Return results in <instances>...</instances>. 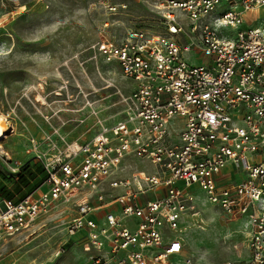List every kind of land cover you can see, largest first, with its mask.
<instances>
[{"label": "built area", "instance_id": "built-area-1", "mask_svg": "<svg viewBox=\"0 0 264 264\" xmlns=\"http://www.w3.org/2000/svg\"><path fill=\"white\" fill-rule=\"evenodd\" d=\"M137 1L160 30L129 26L91 45L132 81L122 116L96 115L85 140L28 143L21 154L40 160L45 178L20 198L0 196V242L63 205L82 264H166L182 252V219L204 205L223 236L226 221L247 228L248 257L222 264H264V17L244 23L264 0ZM129 155L152 168L131 167Z\"/></svg>", "mask_w": 264, "mask_h": 264}, {"label": "rangeland", "instance_id": "rangeland-1", "mask_svg": "<svg viewBox=\"0 0 264 264\" xmlns=\"http://www.w3.org/2000/svg\"><path fill=\"white\" fill-rule=\"evenodd\" d=\"M103 1L125 7L109 13ZM256 13L264 17V9ZM159 24L157 14L137 0H0V117L5 128L0 137L1 196L15 200L40 185L41 161L21 154L30 141L85 140L96 129V115L108 122L122 116V99L132 81L117 65L93 55L91 45L100 34L119 40L129 26L160 30ZM189 62L200 64L202 59L194 56ZM127 158L131 167L152 168L146 160ZM190 191L203 196L197 186ZM209 211L200 205L197 214L184 216L178 232L182 252L166 264H222L248 257L246 226L226 221L223 236V226L207 217ZM67 214L59 205L33 226L5 238L0 264H82L79 239L65 234ZM219 217L224 218L222 213Z\"/></svg>", "mask_w": 264, "mask_h": 264}, {"label": "crops", "instance_id": "crops-1", "mask_svg": "<svg viewBox=\"0 0 264 264\" xmlns=\"http://www.w3.org/2000/svg\"><path fill=\"white\" fill-rule=\"evenodd\" d=\"M258 9H264V8H257V9H252L249 12L246 13L245 17H244V23L245 24H255L256 20L258 17H261L260 14L256 13V11ZM233 223H237V224H242V222L240 220L238 221H234Z\"/></svg>", "mask_w": 264, "mask_h": 264}, {"label": "bare ground", "instance_id": "bare-ground-1", "mask_svg": "<svg viewBox=\"0 0 264 264\" xmlns=\"http://www.w3.org/2000/svg\"><path fill=\"white\" fill-rule=\"evenodd\" d=\"M2 118L0 117V137H3L4 136V125L2 123Z\"/></svg>", "mask_w": 264, "mask_h": 264}, {"label": "trees", "instance_id": "trees-1", "mask_svg": "<svg viewBox=\"0 0 264 264\" xmlns=\"http://www.w3.org/2000/svg\"><path fill=\"white\" fill-rule=\"evenodd\" d=\"M44 178H45V173H44V175H43L42 181L44 180ZM42 181H41V182H42ZM33 189H34V188H33ZM33 189L29 190L28 192L32 191ZM25 194H26V193H25ZM25 194H23V195H25ZM23 195H22V196H23ZM0 196H1V195H0ZM3 197H5V196H3ZM20 197H21V196H20ZM20 197H19V198H20ZM6 198H8V197H6ZM8 199H10V198H8Z\"/></svg>", "mask_w": 264, "mask_h": 264}]
</instances>
